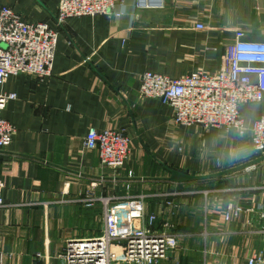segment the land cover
Here are the masks:
<instances>
[{"label": "crops", "instance_id": "1", "mask_svg": "<svg viewBox=\"0 0 264 264\" xmlns=\"http://www.w3.org/2000/svg\"><path fill=\"white\" fill-rule=\"evenodd\" d=\"M135 1L122 0L118 16L73 17L57 26L58 0H0L23 20L46 22L58 33L49 76L12 75L0 88L15 94L2 111L15 127L10 145L0 150L5 264H62L68 240L99 235L103 204L79 201L89 188L100 196L144 194L149 212L170 200L171 211L157 226L167 216L200 264H244L264 248L258 236L236 233L245 220L257 222V213L227 223L220 216L228 201L264 204V159L219 176L169 179L172 169L202 176L260 157L250 131L177 127L167 104L138 93L144 72L215 73L236 36L264 40V0H164L157 8H137ZM261 110L260 103L239 106L248 128ZM89 128L122 130L130 138L122 169L102 167L97 152L84 146Z\"/></svg>", "mask_w": 264, "mask_h": 264}, {"label": "built area", "instance_id": "2", "mask_svg": "<svg viewBox=\"0 0 264 264\" xmlns=\"http://www.w3.org/2000/svg\"><path fill=\"white\" fill-rule=\"evenodd\" d=\"M121 1L58 0L56 25L61 26L73 17L118 16L116 7ZM163 1L136 0L135 6L157 8ZM196 28L203 29V24H196ZM57 37V31L46 22H27L12 8L0 5V88L12 75L49 76ZM139 80L140 97L157 98L167 104L177 127L200 125L239 134L249 130L253 153L264 156V40H243L236 36L226 46L215 73L195 71L183 77H169L144 72ZM14 98V93L0 90V150L10 145L15 133V127L2 117L7 103ZM248 103L262 106L259 118L250 128L239 111L240 105ZM83 143L97 152L102 167L113 171L124 167L130 153V138L122 130L89 128ZM90 184L94 187L98 183ZM3 187L0 179V207L4 206ZM126 188L129 189L128 184ZM79 201L85 207L96 201L103 204L101 233L68 240L59 255L62 264H156L178 245L179 235L171 229L174 226L167 216L157 226V218L171 211L170 200L160 212H149L144 194L100 196L89 188ZM246 212L257 213L258 221L245 220L236 233L245 239L258 236L264 242V204L246 207L232 200L220 207V216L226 223ZM0 264L5 263L0 259ZM244 264H264V248L252 251Z\"/></svg>", "mask_w": 264, "mask_h": 264}, {"label": "rangeland", "instance_id": "3", "mask_svg": "<svg viewBox=\"0 0 264 264\" xmlns=\"http://www.w3.org/2000/svg\"><path fill=\"white\" fill-rule=\"evenodd\" d=\"M186 240L187 239L180 237L177 247L159 264H200V261L187 253L188 251L185 248L189 246H186V243H182L183 241L186 242Z\"/></svg>", "mask_w": 264, "mask_h": 264}, {"label": "water", "instance_id": "4", "mask_svg": "<svg viewBox=\"0 0 264 264\" xmlns=\"http://www.w3.org/2000/svg\"><path fill=\"white\" fill-rule=\"evenodd\" d=\"M262 159H264V156L257 157L256 159H254V160H252V161H250L248 163L239 165L237 167H233V168L226 169V170H223V171H220V172H216V173L208 174V175H202V176L186 174V173L181 172L179 170L172 169L170 171L169 179L172 180V181H192V180L201 179V178L219 176V175L227 174V173L233 172L235 170H239L241 168L247 167V166H249L251 164H254L256 162L261 161Z\"/></svg>", "mask_w": 264, "mask_h": 264}]
</instances>
